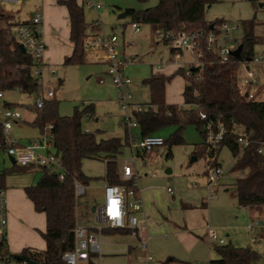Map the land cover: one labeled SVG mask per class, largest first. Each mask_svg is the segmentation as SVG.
Instances as JSON below:
<instances>
[{"label":"rangeland","instance_id":"1","mask_svg":"<svg viewBox=\"0 0 264 264\" xmlns=\"http://www.w3.org/2000/svg\"><path fill=\"white\" fill-rule=\"evenodd\" d=\"M76 1L80 6L84 7L85 20L89 27L93 23H99L100 29L106 34H116L118 36V56L120 59L130 63L125 68V76L132 81V84L127 88V91L132 94V100L129 110L127 112L122 110L119 103L118 89L108 74L107 64L100 61L86 60L82 64L67 66L64 62H61L54 64L51 68L56 71V74L54 76L48 75L47 77L48 87L52 88L56 94L59 114L62 117L73 118L76 111L82 113L87 107L93 106L94 112L92 114H82L81 120L84 131L88 130V134L96 135L98 140L121 138L125 142L127 141L122 159L139 172L140 181L145 179L146 175L150 178L157 176L154 178L158 180L156 181L157 185L162 184L164 186L161 188L162 190H159L161 200L163 203H169L167 204V208L171 209L170 220L182 223L186 220V214H188L192 217L193 223L202 224L203 230L201 229L199 234L206 236V240L208 233L207 225H209L220 238L225 239L227 243L231 241L234 247L252 248L260 255L258 264H264V210L248 209L245 211L239 205L236 198L235 183L237 179L243 177L244 173L233 170L235 158L229 148H220L217 155L216 162L226 173L221 179L220 185L216 187V193L212 195L205 188L206 179L204 174L208 167L216 165V162L209 159L210 157L207 153L208 143L204 136L205 130H200L196 124H185L182 131L184 141L182 144L171 148L172 155L167 145L153 151L156 155L153 160L148 157H137L135 163H130L133 156L129 135L132 134L134 138L142 136L139 127L129 132L122 125L124 117L128 114L132 121H136L134 112L138 108H149L150 88L145 84L147 80L153 75H163L162 72L168 73L170 70H175L172 73L174 74L180 68L187 67L188 69L192 58L189 53L184 52L179 55V59L176 61L175 56L171 52V47L156 39L154 35L155 29L152 26L140 24L141 31L135 33L132 28L133 21L131 17L121 18V15L127 14L128 11L141 12L153 8L158 4V0H148L146 2L138 0ZM88 2L101 5V10L96 11L93 8H88ZM263 3L264 0H220L219 3L207 9L205 20L208 24L216 21H226L229 26L238 28L231 33L232 48H235L237 43L242 42L244 38L243 23L255 21L254 32L257 36L256 53L258 54L264 51V7H260V4ZM45 4L44 0H25L22 6L5 4L3 8L13 17L12 20L20 14H28V16L36 14L38 12H35L36 9L40 8L42 10L39 11L44 15L46 25L47 21L50 22L51 27L58 25L64 18L63 12H56L52 8L47 9V2ZM65 17L67 18V16ZM255 17L256 19H254ZM62 25H67L66 21ZM15 29L16 22H13L11 33L14 38ZM52 53L55 56V53H59V51L53 49ZM57 56L59 57V54ZM158 65L162 66L161 70L157 69ZM263 74L261 71V79H263ZM101 80L105 82L100 83ZM187 85L188 80L182 76L175 77L171 83L167 84L166 104L175 105L179 107V110H193L194 107L185 105L184 90ZM35 99V94H28L17 90L4 91L5 102L11 104L22 115L21 123L16 125L12 131L13 136L19 139L22 145H29L30 142L41 138L43 135L41 129L32 126V123L36 119V112L33 110ZM179 130V125H168L158 130L154 135L160 136L169 142L171 137ZM1 146L2 141L0 137V171L10 170L14 165L11 163L5 149ZM52 151L54 152V150ZM17 167L19 168L20 166ZM82 171L86 176L99 184L98 186L92 185L87 195L77 201V211L80 213L81 221L85 225L101 228L103 227L102 224L95 222V217L89 206L103 203V188L100 187V184L104 182L105 163L101 158L85 159L82 164ZM42 175L43 173L40 170L11 174L6 180L7 188L35 186L40 181ZM22 178L24 181L21 182L25 183L18 182V179ZM173 198L178 199L176 208L174 204L170 203V200ZM24 199L26 198H19L18 204L14 209L15 213L18 214L16 221L35 229V232L32 231L28 235L31 240V243H29L31 247H28V250L32 254H41L45 251V246L39 231H42L46 223L45 215L34 212L32 205L28 203V200ZM182 200L185 201L182 203ZM186 200L199 204L197 208L201 207L202 200L207 204V209H204V221L201 209L198 210L194 207L182 209V207H186ZM8 208L10 210L9 204ZM256 219L261 220L263 225L257 228L254 233H251L248 230V226ZM195 231L199 230L195 229ZM256 235L259 239L258 242H255L253 239L257 237ZM143 239L147 240L145 237ZM115 241H118L120 245L114 246L113 243ZM130 242H132V239L128 235L103 234L104 246L101 264H141L142 261L136 262L134 259L145 258L144 252L136 250L132 256L122 253ZM158 245L160 244H156L155 246ZM173 245L174 250L177 249L176 251L179 255H181L180 252L184 253L188 250L184 246V249H180L178 244L175 246L173 243ZM218 247L220 246L213 243L210 259H206L208 257L192 256L190 252H187L184 257L188 261L182 262L210 264L211 260L219 258L216 250ZM106 248L111 252L106 251ZM153 248L154 241L150 240L148 255L153 257L157 264L167 262L168 258L157 257ZM184 257H177L178 259L175 260L181 261L179 259H183Z\"/></svg>","mask_w":264,"mask_h":264},{"label":"trees","instance_id":"2","mask_svg":"<svg viewBox=\"0 0 264 264\" xmlns=\"http://www.w3.org/2000/svg\"><path fill=\"white\" fill-rule=\"evenodd\" d=\"M146 2L148 0H138ZM220 0H158V4L147 10L136 12L128 11L133 23L150 25L154 29L189 32L196 29L209 31L211 26H217L221 21L208 24L205 14L208 8L219 3ZM59 5L65 6L70 17V41L74 45L73 54L65 59V65H78L87 60L82 48V39L88 34L89 26L85 20L84 7L76 0H59ZM11 17H4L0 12V91H11L17 88L22 92L35 94L38 87L29 78L31 57L21 50L20 43L12 36ZM243 52L239 59L231 58L226 64H220L216 55L206 54L202 68L196 67L191 71L180 68L176 73L153 75L145 82L150 88V105L147 109L134 112V118L139 124L142 137L154 135L161 128L168 125H179L176 132L165 145L171 148L184 141L182 131L186 123H193L204 131L207 140L208 124L217 134L222 126L225 129L220 148L230 149L234 158L238 156L236 131L242 128L250 136L252 144L243 155L235 160V171L243 172V177L237 179L235 192L241 207L264 210V157L258 153L259 144L264 142V100L251 101L242 97L238 90V71L242 62L256 56L257 36L255 35V21L244 22ZM166 44V43H165ZM169 45V44H167ZM170 46V45H169ZM175 55L177 52L172 49ZM27 68V69H26ZM192 76L188 77L187 72ZM263 70L260 69V73ZM182 76L188 80L184 90L186 106L193 110H179L175 105L166 104V87L175 77ZM196 76L200 80H196ZM264 77V76H263ZM264 84V78H263ZM155 109H154V108ZM36 120L32 126L44 129L53 126L52 137L56 152L62 155L69 176L64 181L49 174L45 170L40 181L35 186L25 188V193L34 205L37 213L46 216V231L39 232L46 243V249L41 254H32L28 249L22 254L31 260L43 264H65L62 257L71 251L75 245L74 228L76 223V201L74 196V179L88 185L92 179L82 171L85 159L98 158L106 162V179L109 184L122 185L125 182L119 173L118 159L127 144L121 138L98 140L96 135L88 134L82 126V114H92L93 106L87 107L84 112L76 111L72 117H62L59 114L57 100H46L43 109L35 108ZM207 119H201V115ZM1 132V131H0ZM2 148L6 145L0 133ZM211 158L212 155H209ZM217 161V160H216ZM215 161V162H216ZM14 167L0 171V188L6 187L7 177L16 173H28L29 168ZM221 167L217 162L216 165ZM219 258L210 261V264H258L260 255L252 248H236L233 245L220 246L217 249ZM178 264H190L182 261H173ZM90 264H96L91 262ZM165 264H168L166 262Z\"/></svg>","mask_w":264,"mask_h":264},{"label":"built area","instance_id":"3","mask_svg":"<svg viewBox=\"0 0 264 264\" xmlns=\"http://www.w3.org/2000/svg\"><path fill=\"white\" fill-rule=\"evenodd\" d=\"M24 1L0 0V12L3 15L6 13L3 8L5 4L22 6ZM87 7L93 8L96 11L102 8L101 5L94 4L93 2H88ZM132 28L135 33L141 31L139 23H132ZM237 29V27L229 26L228 22L222 21L217 26H213V29L209 31L196 29L189 32H176L157 28L154 30V35L159 42L169 44L177 52L174 55L176 61L179 59L180 54L184 52L189 53L192 56L188 68L190 69L191 67L202 68L206 54L212 53L216 55L220 64H226L231 58H234L231 53L238 48L239 43H237L235 48L231 47V33ZM44 34L45 21L43 14L40 12L34 14L28 22L16 25L15 29V38L24 47L25 54H28L32 60V64L28 67L30 71L29 78L39 88L38 92L35 93L36 99L34 105L38 110L43 109L46 100H52L56 97L55 91L47 85L48 75L54 76L56 71L48 67L46 63L47 45L44 40ZM118 47V36L116 34H106L100 29L99 23H95L89 33L82 39L84 52L88 55H93L95 60L108 65V74L118 89L121 108L127 112L132 100V94L127 91V88L132 84V81L125 76V68L130 63L119 58ZM157 69L161 70L162 66L158 65ZM260 69L264 73V51L256 54L253 59H247L242 62L238 71V90L242 97L251 101L264 100V84L260 76ZM187 76L191 77L192 72L188 71ZM195 78L196 80H200L199 76ZM104 82V80L100 81V83ZM15 90L22 91L19 88ZM3 100L4 91H0V131L6 145L5 152L7 155L13 158L20 167L29 168L32 171L45 170L57 177L59 181H64L69 176V172L65 167L62 155L55 150L51 133L53 126L46 127L41 138L30 142L29 145H22L20 140L12 134L14 127L21 121L22 115L17 109L4 105ZM141 110V108H138L136 111L140 112ZM201 119H207L206 115L202 114ZM122 125L129 132L139 127L138 122L132 121L128 114L124 117ZM206 130L207 153L208 155H212L209 159L215 162L217 160L219 144L223 140L226 131L221 126L219 132L215 134L211 124L207 125ZM86 133H88V130ZM129 142L133 153L132 163L136 161L137 157H147L155 149L162 148L165 145V140L156 135L134 138L130 134ZM236 143L238 144L239 153L236 159H238L252 144L249 134L242 128H238L236 131ZM258 153L264 157V142L259 144ZM225 173L226 171L221 167H208L205 179L206 189L210 194L216 193V187L220 185L219 183ZM122 179L125 184H106L103 192V203L89 207L95 217V222L102 224L103 227L101 228L88 227L81 221V215L77 211V201L86 196L88 187L82 181L74 179V196L76 201L75 245L71 251L63 255L62 261L65 264H90L91 262L101 264L103 254L102 234L105 231H124L133 237H139L140 221L138 213L142 211L143 205L139 194L138 173L128 162L123 165ZM93 207H95L94 212L92 211ZM243 209L247 211L249 208L243 207ZM8 225L7 192L5 189L0 188V264H28L27 262L13 259L9 253L7 242ZM262 225L263 222L256 219L248 226V230L254 233ZM207 231L208 240L211 245L213 243L219 246L228 245L227 241L220 238L209 225L207 226ZM255 241L258 242L259 239L256 238ZM140 248L146 257L135 259L136 262L140 260L142 261L141 264H157L155 259L148 255L147 241H140ZM127 250L130 252V247ZM168 264L176 263L169 262Z\"/></svg>","mask_w":264,"mask_h":264},{"label":"crops","instance_id":"4","mask_svg":"<svg viewBox=\"0 0 264 264\" xmlns=\"http://www.w3.org/2000/svg\"><path fill=\"white\" fill-rule=\"evenodd\" d=\"M58 1L59 0H56V3H55V0H54V2H52V0H44V5H46L45 3L47 2V5H48L47 9L52 8V9L56 10V12H61V13L63 12V16H64V18L62 20L63 22L61 21L58 25H55L53 27L50 26L49 21H47V25L45 23L44 40H45L46 45H47L46 63L48 65V67H50V68H52L54 64H58L61 62L65 63V59L67 57H70L73 54V50H74V45L70 41L71 26H70L69 13H68V10L65 6L58 4ZM51 5H52V7H51ZM39 10H42V9L38 8V9H36L35 12H37V11L40 12ZM33 15L34 14H30L29 16H28V14H20L12 20L13 17L9 13L6 12L4 15L2 14V16H4V17H11L10 24L12 26H13V22H16V25L28 22V20ZM65 16H67V18ZM44 21H45V19H44ZM64 21H66V23H67V25H65V26L62 25V23H64ZM94 24L95 23H93L92 26ZM92 26L89 27L88 33H89ZM53 49L59 51V53H55L56 54L55 56H53L54 53H52ZM57 54H59V57L57 56ZM85 54L87 55L88 61H97V60H95L93 55H88L86 52H85ZM173 72H175V70H170L168 73H165V72H162V73H163V75L169 76V75H172ZM49 76H51V75H49ZM55 99H56V97H55ZM3 102H4V105H8L10 107H13L11 104L6 103L5 100H3ZM33 110L35 111V107L33 108ZM36 118H37V116H36ZM20 123H21V121L17 125H19ZM37 139H39V138H37ZM31 140H33V139H31ZM123 154H124V149H123L122 155ZM122 155L118 159L119 173H120L121 179H122L123 165H125V163L127 162V161H124L122 159L123 158ZM132 155H133V153H132ZM154 156H156V155L153 152L151 154L147 155V157L151 160L154 159ZM136 161H137V159H136ZM104 163H105V177H104L103 184H100L101 185L100 187L103 188L102 194L104 192L105 185L108 184V181L106 179V162H104ZM130 163H132V162H130ZM135 171L138 173L139 194H140V198L142 200V205H143L142 211L138 213V217H139V221H140L139 222V237H132L127 232H124V231L118 232V231L108 230V231H105L103 234H115V235H121V236L128 235L132 239V242H130V244H128V246L125 247V249L122 251V253H124L126 255H130V256H132L136 250L142 251V249L140 248V241H147L148 248H149V242L151 240V241H154V248L153 249H154V252L156 253L157 257L163 258V259L168 258V260H167L168 263L173 262V261H177V260H175V259H178L177 257H184L187 252L188 253L190 252L192 256L201 257V258L208 257L206 259H210L211 253H212L211 248H212L213 244L211 245L209 243L208 236H207V240H206V236H201L199 234L201 229L203 230L202 224L193 223L191 220L192 217L188 214H186V220H184V222H182V223L174 222L173 220H170V218H171L170 210L171 209L167 208V204H169V203H163L161 200L162 198H161V195L159 193V190H162L161 188L164 186H162V184H160L159 186L157 185L156 181H158V180L154 179L157 176L150 178L146 175L145 179H142L140 181L139 172L137 170H135ZM204 177H205V174H204ZM18 180H19L18 182H20V183H25V182H21V181H24L23 178L18 179ZM7 183H8V181H7ZM161 183H162V181H161ZM98 184L99 183H96L92 180L87 185L88 190L92 187V185L98 186ZM204 185L206 188V181H205ZM27 187H30V186H19L18 188L12 187L11 189H9V188H7V184H6V187L4 188L7 191V207H8V204L10 206V210L8 208L9 225H8V240H7V242H8V250H9V253L11 255L22 254L23 251L28 249V247H31L29 244V243H31L30 242L31 240L29 239L28 235L31 234L32 231L35 232L34 231L35 229L31 228V226L28 227V226L22 225L16 221V216L18 214H16L15 210H14L16 208V205L18 204L17 201L19 200V198L23 199L25 197L26 199H24V200H28V203H30V205H32L34 212H36L33 203L31 202V200H29V198L27 197V195L25 193V188H27ZM88 190H87V193H88ZM226 191H228V190H226ZM90 193H92V191H90ZM183 197H185V196H183ZM183 201H185V200H182V203H183ZM186 201H187L186 207H184V208L182 207V209L185 210V209H189V208H193V207L195 209H198V210L201 209L202 210L201 212H203L202 216H203V221H204L205 220L204 219V217H205V214H204L205 210L204 209H207V204L204 203L202 200L201 207L197 208V207H199V204H194L193 202H189L188 200H186ZM170 203L174 204L175 208H176L177 204H178V199L173 198L172 200H170ZM45 222H46V216H45ZM46 226L47 225L45 223L44 227L42 228L43 232L46 231ZM195 229H197L199 231H195ZM103 234H102V249L104 246ZM163 236L165 237V239ZM144 237L147 238V240H144L143 239ZM170 237H172V238H170ZM256 238H258V236ZM256 238H253L254 241ZM43 242H44V246L46 249V243L44 240H43ZM173 243L175 244V246H176V244H178L180 246V249L181 248L184 249V247H186L188 250L185 251L184 253L180 252L181 255H179L176 251L177 249L174 250ZM156 244H160V245L155 246ZM113 245L118 246L120 244L118 241L117 242L115 241L113 243ZM231 245H232V242H231ZM129 247L131 249L130 252H128L129 250H127ZM106 251L111 252L110 250H108V248H106ZM113 253H115V251H113ZM133 258H134V256H133ZM179 260L188 261L185 257L183 259H179ZM101 261H102V259H101ZM165 263L161 262L160 264H165ZM176 264H178V263H176Z\"/></svg>","mask_w":264,"mask_h":264},{"label":"water","instance_id":"5","mask_svg":"<svg viewBox=\"0 0 264 264\" xmlns=\"http://www.w3.org/2000/svg\"><path fill=\"white\" fill-rule=\"evenodd\" d=\"M260 7H264V3L263 4H260ZM126 17H127L126 14L121 15V18H126ZM254 19H256V17ZM211 29H213V25L211 26ZM20 47H21L22 52L25 53L24 47L22 45ZM242 52H243V44H240L238 46V48L231 53V55L234 58L239 59L241 57ZM195 69H196V67H192L191 68V71H193ZM10 161H11V163L13 165L16 164L15 160L13 158H11V157H10ZM92 211L93 212L95 211V207L92 208ZM229 244L231 245V242ZM12 258L15 259V260H17V261L27 262L28 264H43V263H38V262H35V261L31 260V258L28 257L25 254H13L12 255Z\"/></svg>","mask_w":264,"mask_h":264}]
</instances>
